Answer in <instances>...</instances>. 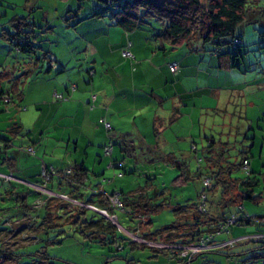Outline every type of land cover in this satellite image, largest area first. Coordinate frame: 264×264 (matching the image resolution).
<instances>
[{
  "label": "crops",
  "instance_id": "obj_1",
  "mask_svg": "<svg viewBox=\"0 0 264 264\" xmlns=\"http://www.w3.org/2000/svg\"><path fill=\"white\" fill-rule=\"evenodd\" d=\"M79 1L76 4V0H24L22 6L30 12L25 18L30 26L33 44L38 35L36 26L41 25L38 33L43 38H48L50 36L47 33L55 30L49 17H62L67 20L65 26L69 30L67 45L70 56H75L78 50L81 52V58L69 60L71 57H68L67 60H61L58 56L55 58L52 50H48L47 53L50 51L54 59L48 60L45 68V65L40 66L38 61L29 62L27 57L21 60L18 54L16 59L6 60L3 51L10 54L11 43L7 40L9 45L3 42L0 44V93L8 92L12 97V103L7 104H4L0 97L2 108L10 110L0 114V121H3L0 123V130L4 126V130L8 129L10 133L5 134V141H0V153L3 155L0 173L43 183L40 181L42 163L52 165L57 170L71 164L81 165L86 168L81 180L80 175L78 181L67 180L62 185L60 181H54L52 178L46 184L57 191L93 202L101 208L107 210L109 208V214L120 225L116 213L113 212L115 207L110 200L107 201V195L118 193L127 209L133 206L142 211L149 208V203L154 204L152 203L154 199L144 195L137 199L133 196L138 193L136 189L123 190L120 185L122 176L116 175L112 163L107 164L109 159L113 162L119 158L116 156L118 154L115 148L132 157L135 154L136 143L147 144L152 138L156 139L155 143L158 145L167 143L171 137L169 138L165 131L175 122L182 119L188 121L186 117L190 116L191 107L197 98H201L199 89L209 88V94L218 98V88L223 86L220 84L221 74L224 77L227 70L228 73L231 71L229 59L226 56H215L212 51L209 52L211 47L208 44L203 45L199 42L191 49L163 54L166 52L164 51L160 54L145 44L142 32L126 31L117 24L110 25L105 17L94 15L95 9L83 12L82 7L86 5ZM1 2L3 0H0V4ZM259 2L260 0L252 4V7H258L257 10H260L256 5ZM7 3L10 6H21L14 0H7ZM37 8L41 9V13L37 12L39 15L33 13ZM257 10L250 8L249 16H256ZM0 12L2 15L6 14L1 9ZM17 14L14 9L11 17H24ZM41 16L44 17L43 20ZM70 17L74 19L68 20ZM2 20L0 19V23ZM8 20L9 18H6L3 22L7 27ZM83 22L85 24H81ZM0 40L6 41L1 36ZM127 40L132 42L131 51L134 57L122 55L121 50ZM162 45L163 42L160 46ZM199 46L210 54L203 56V59H207L206 68L203 60L195 59L194 53L200 50ZM177 49L182 48L178 46ZM98 53L101 55L100 60L96 58ZM90 57L93 59L88 60ZM172 61L178 62L176 72H172L168 66V62ZM90 68L94 69L91 76L87 73ZM201 74L206 75L207 84L200 82ZM230 74L232 75V72ZM48 75H54L56 78L59 75L58 82L48 86L49 82L46 80L50 78ZM192 79L199 81L194 87H190ZM28 82L35 83L34 88L26 89L25 85ZM228 84V88L232 89L233 83ZM54 92L61 93L63 98L55 97ZM92 94L95 95L93 101ZM151 103L154 104V109L144 110ZM11 112L14 114L13 117ZM103 118L110 123V129L104 126ZM140 119H143V124ZM177 137L181 138L178 135ZM109 143L112 144V151L105 154L102 147ZM28 145L34 147L33 155L21 149ZM157 155L159 156L155 151L154 157H149L148 160H155ZM107 168L109 173H106ZM105 174L114 176L110 183L103 182L102 176ZM105 184H110L111 187ZM125 192H128V196ZM166 193L164 190L154 196L157 200L161 199L159 209L167 205ZM43 203L39 206L38 212L45 215L44 209L41 210ZM183 213L185 212H179L180 216ZM26 218L27 214L22 217L19 215L15 221L8 220L6 223H24ZM239 230H231L232 234H237L232 236L234 240L260 236L258 234L260 230L238 234ZM150 247L154 253L164 250ZM169 252L166 250L164 253ZM184 257L186 255L178 258L182 260ZM127 262L137 264L140 261Z\"/></svg>",
  "mask_w": 264,
  "mask_h": 264
},
{
  "label": "rangeland",
  "instance_id": "obj_2",
  "mask_svg": "<svg viewBox=\"0 0 264 264\" xmlns=\"http://www.w3.org/2000/svg\"><path fill=\"white\" fill-rule=\"evenodd\" d=\"M14 1H17L21 6H10L7 0L1 2L0 9L5 11L6 14H3L1 17L3 20L1 22L2 24L0 23V28L3 26L7 27L3 24L4 19L10 18L12 13H14V9L15 13H18L17 15L24 17H27L28 13H30L29 10L22 6L24 0H22V2L21 0ZM78 1L79 0H76V4ZM115 1L116 3L118 2V0ZM79 2L85 3L86 5V7H82L83 12L92 11L94 9L106 11L108 6L105 0H80ZM201 2H203L204 5L207 4L206 0H201ZM60 3L63 5L62 1ZM95 4H97L98 7ZM256 5L259 6L260 10L251 7V9L258 11L256 16H249L241 26L242 39L244 42L239 48L241 54H236V49L230 43L221 45L224 52L229 50L232 54H236V65L232 67V69L230 68V72H232L233 76L230 72L228 73L229 70H227V73H224V77L223 74H221L220 84L223 86L218 88V98L209 94V88L199 89L201 98H197L196 103L191 107L190 116L186 117L188 121L182 119L181 121L175 122L171 128H168L165 132L167 136L171 138L165 144H156V139L154 140V138L148 140L147 144L136 143V145H134L135 154L132 157L125 152H120L118 148H115L116 154H118L116 156L119 158L113 162L109 159L107 164L109 162L118 163L117 161H121L122 166H112H115L113 170H115L116 175L122 176L120 185L123 187V190L132 191V189H136L138 193L133 195L135 198L138 199L143 195L150 196L154 199V202H152L154 204L161 203L160 198L157 200L154 197L156 193L164 190L167 191L165 194L167 205L161 207L157 211L151 212L150 220L147 222H142L138 214L133 215L127 208L123 211L115 207L113 212L116 213L115 215L118 218V222L123 228L133 230L137 228V225H140V230H135L140 235H143L145 231L153 232L155 229L171 223L177 218L180 211H183L186 207H191L192 203L198 201V194L204 188L202 185L203 177L202 175L194 174L199 168H201V171L203 170L202 165L204 161L200 162L197 157L203 155L202 148L209 143V140H207L208 137L214 140L213 148L215 152L220 149L223 142L229 141V143H231V150L229 153L232 155L230 159H235V157L240 158V150L243 148L242 145L247 144L249 146L250 142L253 141V144L250 146L249 166L254 171V174L257 175L258 179L254 194L259 195L261 192V195H259L261 198L257 203L245 199L241 205L233 204L229 208H226L225 211L228 214L237 213L239 216L243 213H248L251 216H264V37H262V31H264V0H260ZM43 7L44 6H41V8ZM112 7L115 9V4ZM37 12L41 13V9L37 8L33 11V13ZM40 13L37 14L39 15ZM110 13L111 11H108V14ZM51 14L53 15L52 10ZM105 18L108 24L114 25L109 16ZM148 18L149 17H145V21L141 22L140 25L134 29L144 34L143 40L145 44H148L151 48L153 47V49L160 54L164 51L166 52L163 54L168 52L177 53L181 52L183 49H189L185 45L179 46L182 49H177L178 47L171 48L167 45L168 42L165 43L164 40L163 43L166 49L163 50L160 48L161 41L159 37L156 36V34L159 33V28L157 27H160L158 24L160 20ZM41 19L43 20L44 17L41 16ZM49 19L55 30L47 33L50 37L43 38L38 33L41 25L36 26L38 35L37 39L34 40V51L20 54L14 50L11 44V53L8 54L7 51H3V57L6 60H11L12 58L16 59V55L18 54L20 59L27 57L29 62L30 60L38 61V64H40V66L44 64L45 68H47V61L54 59L50 51L47 53L48 50H52L54 55H56L55 58L58 56L61 60H67L68 57H71L69 60L81 58V52L78 50L75 56H70V52L68 51L67 38L69 30L65 26L67 20L62 17L56 18L54 16L49 17ZM72 19L74 18L70 17L68 20ZM81 24H85V22ZM27 29H30V26H28ZM2 42L9 45L7 40H0V44H3ZM199 49L200 50L195 51L194 54H196V58H194L203 60L204 67L206 68L208 63L206 58L203 59V56L204 54H206V56L210 54L203 51L201 47ZM36 58H38V60H36ZM91 58L93 59V57L87 59L92 60ZM96 58L100 60L101 55L98 53ZM87 73L91 76L90 71L87 70ZM59 75H57V78L54 75H48V77H50L46 79L49 82L48 86H53V83H57ZM200 78V82L202 81V83L207 84L206 75L201 74ZM228 82L233 83L232 89L228 88ZM195 83H199V81L192 79L190 87H194ZM34 86L35 83L30 84V82H28L25 88H34ZM153 109L154 104L151 103L144 110L152 111ZM5 111L10 112L9 109L2 108L0 105V114L5 113ZM11 114L13 117V112H11ZM140 121L141 124L144 123L143 119H140ZM2 122L3 121H0V123ZM4 129L3 126L2 130H0V135L4 137H6L5 134L10 135L9 130ZM244 133L250 137V140L243 138ZM177 135L181 138H178ZM193 145L196 146V150L193 149ZM156 146H160V148L156 150ZM103 148L104 146L102 147V152L104 153ZM21 149L23 150V148ZM155 151H174L178 159H182L188 163L193 177L188 181L181 182L178 177L180 169L165 162L162 156L157 155L155 160H148L149 157H154ZM27 153L31 155L34 154L28 151ZM2 156V153H0L1 164L3 163ZM107 170L109 169H106V173H109ZM244 174L243 170L233 172L234 176H243ZM113 177L114 176L111 174H105V176H102V180L103 182L110 183ZM53 180L60 181L62 185L65 184V181H61L57 178H53ZM40 181H43L41 174ZM105 185L111 187L110 184ZM24 186V188H22V185L19 183L10 184L7 179L0 176V208H2L0 209V250L4 247L2 244L3 239H5V237H3V235H5L3 230L9 227V224L6 222L8 220L15 221L16 217L20 215V212L23 211L21 200L17 199V194L23 192L24 195L27 196V201L34 207L26 211L25 214H27V218L30 219L31 215H35L37 219L40 220L41 216L44 215L42 213L39 214L40 211L38 212V208L42 205L44 197L31 190V192H29L27 185ZM111 189L113 190L115 188H110V190ZM9 191H12V193ZM207 194L208 201H210V212L216 213V215L225 212L216 207L218 199L217 193H214V190L208 189ZM125 195L128 196V192H125ZM176 207L179 209L176 210ZM44 208L45 207L42 206L41 210ZM108 210L110 211L109 208ZM237 210L241 211L237 212ZM85 213L89 217L94 216V214L99 215L95 210L89 208L86 209ZM103 216L107 218L106 215ZM36 222L37 220L33 221V225ZM53 222L61 225H54L48 228L47 231L40 232H37L33 226H27L24 230L25 233L22 235L19 234L16 238L14 237L15 243L12 246L13 248L10 247L14 253L20 254L19 258L21 262L25 264L31 263L35 255L44 248L46 253L51 256L57 264H128L127 261L129 260L130 262L140 261L139 263L132 262L137 264H264V248H261L263 239L259 238H242L235 244L231 242V245L221 249L212 251L203 250V252L198 253L190 259V252L188 250L164 249L154 253V250H151L152 248L150 246L143 247L141 244H130L127 238L129 236L116 224H114L116 226L114 233L121 243H124H122V247L119 248L112 242H100L93 238L89 239L85 236V231L81 232L84 228L80 230L78 225H73L60 218H55ZM24 224L25 223H23V225ZM263 227L264 225L259 222L233 224L228 227V231L218 233L215 236V240L220 241L237 235L232 234L233 231L231 230L234 229H240L238 232V234H240L243 232L253 233L263 229ZM33 234L37 236V241L24 240L25 238L23 237ZM123 234L126 236L125 239H120V236H123ZM159 237L160 236H157V239H159ZM48 240H53L54 242L47 244ZM11 241L13 242V240ZM160 246L161 245H155L156 248ZM166 250L170 252L165 254L164 252H166ZM182 255H186V257L181 260L178 257ZM5 262L11 263L10 260L9 262L7 260Z\"/></svg>",
  "mask_w": 264,
  "mask_h": 264
},
{
  "label": "trees",
  "instance_id": "obj_3",
  "mask_svg": "<svg viewBox=\"0 0 264 264\" xmlns=\"http://www.w3.org/2000/svg\"><path fill=\"white\" fill-rule=\"evenodd\" d=\"M206 1L207 4L204 5L201 0H118L117 3L115 0H105L106 4H108L106 11H100L98 9L95 11L94 15L102 17L109 16L113 24H118L126 31H132L137 28L141 22L145 21V17H149L148 19L153 18L155 20H160V23H158L160 27H157L159 28V33H157L156 36L159 37V40L161 39V42H163V40L165 41V43L168 42L167 45L171 48L185 45L189 49L193 48L196 42H199L203 45L208 44L211 47L209 52L212 51L215 56L217 55V57H228L229 66L230 68H232L236 65L235 55L241 54L239 48L244 44L242 39L241 26L249 17V9L252 7V4L258 2V0ZM114 4L116 6L115 9L112 7ZM254 8L257 9L258 7L254 6ZM108 11H111V13L108 14ZM1 17L2 14L0 12V19ZM8 23V27L3 26L4 28H0V36L8 40L17 53L24 54L26 52L31 53L32 51H34L35 45L32 42L31 30L27 29L29 24L26 21V18L12 16L9 18ZM262 37H264V31H262ZM227 43L233 45V47L236 49V54H232L229 50L225 52L223 51L221 45ZM128 44L131 51L132 42L130 40H127L122 50ZM161 48L163 50L166 49L164 43ZM169 63L170 62H168V66ZM91 70L94 69L91 68L89 70L90 74L92 73ZM4 95L9 96L10 100L8 102L4 100ZM93 95L94 94H92L91 96L92 101L95 99V95L94 98ZM0 97L3 100L4 104L12 103V97L10 93L1 92ZM243 138L250 140V137H248V135H246L245 133ZM5 140L6 139L4 136H0V141ZM207 140H209V143L202 148L203 155L197 157L200 162L204 161L202 165L203 170L201 171V168H199L194 174L202 175L203 177L202 185L204 188L198 194V201L196 203H192L191 207H186L182 211L185 213L181 214V216L180 214H178L177 218L171 223L163 225L162 227L155 229L153 232L147 231L144 232L143 235H140L146 240L155 241L165 245L163 247L160 246L156 249H181L188 244L203 242L204 244L211 245L210 248L205 250L212 251L231 245L230 240L234 239V237L222 239L220 241L215 240V236L222 231H228L229 226L237 223L239 224L252 222H259L264 225V223L261 221L264 219V216H251L248 213H243L241 216H239L237 213L228 214L225 211L226 208H229L233 204L241 205V203L245 201V199L257 203L261 198V196H259L261 195V192L259 193V195L254 194L255 185L258 184V179L257 175L254 174V171L249 166V156L251 150L250 146L253 144V141L250 142L249 146L247 144L242 145L243 148L240 150V158L235 157V159H230V156L232 155L229 153V151L231 150V143H229V141L223 142L220 146V149L215 152L213 148L214 140L211 137H208ZM192 147L194 150H196L195 145H193ZM21 148L24 149V147ZM159 148L160 146H156L155 149L157 150ZM156 153H158L159 156L161 155L165 162H167L168 164H172L180 169V174L178 177L181 182L188 181L191 177H193L191 175V170L188 167V163L182 159H178L174 151H168L164 154L162 152ZM117 162L118 163H112V165L122 166L121 161ZM46 165L52 166L48 164ZM70 167L73 169L71 173H67L62 177L53 176V178H57L61 181H72L73 179L78 181V178L81 175V180L86 168H83L78 164H71ZM239 170H243L245 174L243 176H234L233 172ZM15 178L19 180L8 181L11 184L19 183L20 185H22V188L25 187L24 185H27L22 182V180H24L23 178H19L16 176ZM51 179L52 177L50 178V180ZM206 180L208 181V183L206 182ZM31 182L39 183V181ZM27 187L29 189V192L33 191L38 193L28 185ZM48 187L55 192L57 191L50 186ZM208 189L214 190V193H217L218 199L216 202V207L220 210H224L225 212H221L217 215L216 213L214 214L210 212V201H208L207 194ZM9 192L12 193V191ZM57 192H61L69 198L80 199L79 197L66 192ZM39 194L41 196H44V203H42L43 207H45V215L41 216L40 220H38L35 215H31L30 219L32 221L37 220L34 225H29V222L26 219L24 225L22 222V224L19 223V225L9 224L8 229L3 230L5 233L3 237H5V239H3L2 241L4 247L0 250V264H25L20 261V254H16L12 251V246L15 243L14 237L16 238L19 234L22 235L23 233H25L24 230L27 226H33L35 227V230L37 232H40L47 231L48 228L54 225H61L53 222L55 218H60L68 223L78 225V228L80 230L81 228H84V230H82L81 232L85 231V235H87L86 237H88L89 239L93 238L99 240L100 242H112L115 243L118 248L122 247L121 241L114 233L116 230V226L111 220L104 219V216L102 215H100L101 217H96V215L88 217L85 213L86 209L88 208L75 206L71 210L68 209L69 202L67 200L59 198L57 196L47 197L42 193ZM17 197L18 200H21V205L23 206V211L20 212V215L22 217L29 208L33 209L34 207L27 201V196L24 195L23 192L17 194ZM106 198L108 201L109 197L107 196ZM86 202L92 203L90 201ZM160 206L161 205L159 203H149V208L146 210H138L133 206H130L128 210L133 215L138 214L142 222H147L148 220H150L151 212L159 210ZM178 209L179 208L176 207V210ZM240 211L241 210H237V212ZM182 212L180 211V213ZM232 217H236V219L233 222H229V219ZM129 230L138 231L140 230V225H137L136 229ZM258 234H262L263 236H253V238L264 239V229L260 230ZM157 236H160L161 240L157 239ZM120 237V239H125L126 236L123 234V236ZM23 238H25L24 240L30 241L38 240L37 236H35L34 234L31 236L27 235ZM127 238L130 244H141L143 246L148 245L143 242L133 241L129 237ZM11 240H13V242ZM53 242V240H48L47 244ZM236 242L238 241L235 240V242H233L232 244H235ZM262 243L263 245L261 244V248H264V241ZM200 252H203V250L197 253L190 252V259H192ZM6 260L8 262L10 260L11 263L5 262ZM28 264L57 263L51 256L46 253L45 249L43 248L35 255L33 261Z\"/></svg>",
  "mask_w": 264,
  "mask_h": 264
},
{
  "label": "built area",
  "instance_id": "obj_4",
  "mask_svg": "<svg viewBox=\"0 0 264 264\" xmlns=\"http://www.w3.org/2000/svg\"><path fill=\"white\" fill-rule=\"evenodd\" d=\"M122 54L126 57H133V53L130 51L129 49V44L122 50ZM169 68L172 72H176L177 71V68H178V62L176 61H172L169 63ZM94 70H91V72H93ZM54 96L61 99L63 98L62 94L61 93H57V92H54ZM93 98H94V95H93ZM4 100L6 102H8L10 100L9 96L7 95H4ZM103 123L105 125V127L107 129H109L110 127V124L109 122H107L106 120L103 119ZM111 145L108 144V145H105L104 146V152L105 154L107 153H110L111 152ZM25 151L27 152H31V153H34V147L33 146H26L25 148ZM73 171V169L70 167V166H67L65 168H63L62 170H57L55 167L53 166H47L46 164H42L41 166V177L43 179V183H34V182H31V181H27V180H22V182H24L25 184H27L29 187H31L32 189L36 190L38 193H42V194H45L47 197H52V196H57L59 198H62V199H65L69 202L68 204V209H73L75 206H80V207H85V208H89V209H93L97 212H99L101 215H106L108 216V212L106 209L104 208H100L96 205H94L93 203H88L84 200H81V199H77V198H69L67 197L65 194H62V193H57L55 191H53L52 189H50L47 185H46V182L53 176H57V177H62L64 176L65 174L67 173H71ZM0 176H3L5 179L7 180H19L17 178H15V176H13L12 174H3V173H0ZM206 182L208 183V181L206 180ZM109 197V200L110 202L112 203V205L114 207H117V208H120L121 210H125V205L123 204V202L119 199V196H118V193H113V194H110L108 195ZM236 219V217H232L229 219V222H233L234 220ZM263 223H264V219L261 220ZM121 227V226H119ZM122 230L129 236V238L133 241H138V242H143V243H147V244H154V245H161V246H165L163 245L162 243H155L153 241H149V240H146L144 239L143 237H141L139 235L138 232H131L123 227H121ZM260 236H263L262 234H260ZM231 241H234V239H232ZM211 245H207V244H204L203 242H200V243H192V244H188V245H185L184 247H182L181 249H185V250H188L189 252L191 253H197L201 250H205V249H208L210 248Z\"/></svg>",
  "mask_w": 264,
  "mask_h": 264
},
{
  "label": "clouds",
  "instance_id": "obj_5",
  "mask_svg": "<svg viewBox=\"0 0 264 264\" xmlns=\"http://www.w3.org/2000/svg\"><path fill=\"white\" fill-rule=\"evenodd\" d=\"M29 146V145H28ZM31 146V145H30ZM34 152H35V149H34ZM62 170V169H61ZM53 178V177H52ZM50 180V179H49ZM48 180V181H49ZM47 183V182H46ZM47 185V184H46ZM57 192V191H56ZM57 193H61V192H57ZM43 195H45V194H43ZM108 196V195H107ZM118 196H119V194H118ZM120 199V198H119ZM81 200H83V199H81ZM84 201H86V200H84ZM93 203V202H92ZM94 204V203H93ZM95 205V204H94ZM97 206V205H96ZM99 207V206H98ZM101 208V207H100ZM105 209V208H104ZM107 210V209H106ZM97 212V211H96ZM108 212V211H107ZM99 215H101L99 212H97ZM103 216V215H102ZM106 218V217H105ZM27 220H28V222H29V225H32L33 224V221L31 220V219H29V218H26ZM107 219H109V220H111L114 224H116L117 226H121V225H119L118 223H117V221L116 220H114V217L111 215V214H109L108 213V216H107ZM122 227V226H121ZM125 229H127V228H125ZM127 230H129V229H127ZM129 231H131V230H129ZM131 232H137V231H131ZM140 235V234H139ZM232 240V239H231ZM230 240V241H231ZM236 240H238V239H236ZM150 241V240H149ZM153 242H155V241H153ZM231 242H235V240L234 241H231ZM155 243H157V242H155ZM147 244V243H146ZM148 245H150V244H148ZM151 246H154L155 247V245H151Z\"/></svg>",
  "mask_w": 264,
  "mask_h": 264
}]
</instances>
